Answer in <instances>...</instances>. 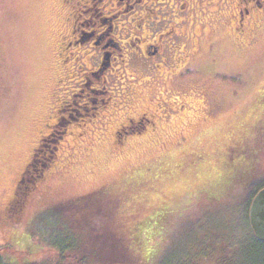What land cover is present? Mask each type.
<instances>
[{"label":"rangeland","instance_id":"374dc122","mask_svg":"<svg viewBox=\"0 0 264 264\" xmlns=\"http://www.w3.org/2000/svg\"><path fill=\"white\" fill-rule=\"evenodd\" d=\"M204 2L178 14L185 35L191 36L182 73L165 74L163 68L156 88L148 71L130 65L124 75L115 62L118 69L108 72L105 83L116 94L137 95L136 107L124 106L129 100L122 105L123 98L115 96L116 105L109 100L105 112L97 110L99 120L84 116L70 122L78 110L68 103L70 89L96 65L98 54L90 42L65 50L58 43L68 40L64 35L75 22L82 30L92 28L96 12L85 7L80 16L79 3L66 10L62 0H0V251L7 250L11 234L25 233L24 249L48 251L36 231L50 235L55 216L79 237L71 253L88 256L84 264H147L145 248L152 245L164 249L161 264L182 254L186 264H200L199 243L213 253L225 246L236 249L234 243L247 233L248 177L254 174L251 183L264 179V15L239 40L232 30L233 8L226 14L222 1L204 6L215 13L211 20L196 22L190 13ZM158 98L165 99L166 109L154 106ZM136 109L157 114L161 133H152L150 125L139 132L130 128L120 147L114 132ZM54 116H60L55 126L61 132L55 127L45 138L49 141L41 142L40 135L53 130ZM53 143L55 154L43 173L54 171L34 181L31 195L24 189L28 194L14 213L8 212L14 192L23 189V177L33 182L34 168L23 175L28 163L33 159L38 167L42 155L52 154ZM167 210L165 232L155 239L146 238L145 225L131 233L136 218ZM248 244L243 240L240 252ZM35 258L48 260L44 252Z\"/></svg>","mask_w":264,"mask_h":264},{"label":"flooded vegetation","instance_id":"af4514ba","mask_svg":"<svg viewBox=\"0 0 264 264\" xmlns=\"http://www.w3.org/2000/svg\"><path fill=\"white\" fill-rule=\"evenodd\" d=\"M73 1L62 0L64 8L67 10L69 7H75V3H79L78 13L80 16L84 13L82 11L85 7L96 12L92 16V28L82 30L76 26L75 22L72 27L69 26V32L64 35L68 40L60 41L58 43L59 48L65 50L71 45L82 44L83 41L90 42L92 47L97 48L98 57L96 58V65L84 72L80 80L76 82V86L74 85L75 87L70 89L68 103L78 109L74 116L70 115L67 119L70 122L79 119L84 120V116H91L99 120L100 118L97 117L99 113L96 114L97 110L102 108L105 112L108 103L112 100V104L116 105L115 96L123 98L119 100L122 105L126 100H129L128 96H122L123 91L116 94L114 88L108 89L105 81L109 71L112 72L119 68V72H123L125 75L131 65L134 68L148 71L150 78L152 74V77H155V79H151V81L154 80L153 83L158 82L157 78L160 77L159 73L162 72L163 68L166 70L165 74L178 75V73H182L184 67L187 66L184 62L187 55L184 52V46L187 45L186 40H189L191 36L185 35L178 14H188L186 13L188 10H193L202 1H205L198 9L199 13H190V15L195 16L196 22L202 24L211 20L215 15L213 11H207L204 7L206 4L212 3L213 0H82V2L75 0L71 5ZM217 1L224 3L223 0ZM231 1L224 3L227 10L226 14H228V10L233 8L234 13L231 14L232 30L237 38L242 40L248 25L264 15V0H236L233 4ZM169 16L175 19L170 20ZM65 19L68 21L67 18ZM75 19L76 16L73 20ZM187 21L183 20L182 22L186 23ZM83 33H85L84 37L81 36ZM123 33H125V37ZM115 62L119 64L118 68L114 66ZM126 62L129 63L128 67L124 65ZM148 79L147 76L146 81ZM120 88H123V85L116 86V89L119 90ZM156 88H160L159 82ZM156 100V108L160 110L167 108L165 99L158 98ZM131 101L130 99L124 106L130 108L133 105ZM182 107L183 104L179 103L176 109L180 110ZM88 108L91 109L90 114ZM157 116L151 111L140 110H137L132 116H125L122 122L118 123L114 132L115 144L122 147L126 143L124 136L126 137L131 133L130 128H135L139 132L146 130L147 125H150L152 133L160 132L157 126ZM59 117L54 116L55 122L50 125L51 127H55ZM48 126L49 124H47ZM46 135H40L39 140L41 142L46 140ZM119 135L123 136V140H119ZM31 171L32 168L29 167L27 172L30 173ZM33 172L30 174L32 175ZM9 208L10 205H8L7 210Z\"/></svg>","mask_w":264,"mask_h":264},{"label":"trees","instance_id":"16d2710c","mask_svg":"<svg viewBox=\"0 0 264 264\" xmlns=\"http://www.w3.org/2000/svg\"><path fill=\"white\" fill-rule=\"evenodd\" d=\"M152 79H155V77H152ZM158 82L160 83L161 81V77L157 78ZM137 97V95H136ZM136 97H129V100L131 99L133 101V105L136 107V104L138 103V99ZM136 98V99H134ZM154 98V97H153ZM155 102H157L156 99H154V106H155ZM131 106V107H132ZM138 109L135 110V112ZM142 110V109H140ZM103 115V114H102ZM59 124V123H58ZM56 127L55 131L54 128ZM53 128V130H51L47 135L49 136L50 133L52 131L54 132H61L60 129L58 130L59 127L55 126ZM62 130V129H61ZM128 130V129H127ZM138 131V130H137ZM129 132V130H128ZM55 133V134H57ZM52 134V133H51ZM54 136V134H53ZM58 136V134H57ZM45 137V138H46ZM114 137V136H113ZM51 141L53 142L54 138H50ZM49 141V138L46 140V142ZM56 144L53 143L51 145V149L49 148L48 150L52 153L49 155L45 153V155L41 156V159L38 161L37 165L38 167L35 165V163L30 161L23 173L26 174L27 173V169L29 167L38 169L41 167V170L38 169V173L35 174V172H33L32 174V178H33V182H28L26 180H28V178L26 177V175L23 177L24 180V186L23 189L19 192H14V195L12 197V199L9 202L10 208L9 210L12 211V213L15 212L14 208L16 206V204L19 203V201L23 198L24 199V195L23 193H25L23 190L24 189H28L29 188V195H31V193L33 191L36 190L37 187H35L34 189V181L35 180H40V178L44 175H48L50 174L52 171H54V169L52 168L51 171L47 172V173H43L45 168L48 167V163L50 162V160L52 159V155L55 154L54 151H52L54 149V146ZM56 148V147H55ZM54 168L56 167L55 165L53 166ZM254 174L251 173L249 175V198L246 199L244 207H243V217H244V223H245V228L247 230V233L245 234L244 237H242V239L238 240L236 243H234V246L236 247L235 250H230L228 248H221V252L216 254L213 253L212 250L204 248L203 246H201V243L198 244L200 250L197 251L196 253H202L203 254V260L204 262H200V264H264V241H260L258 239H256V237L254 236V233L249 225V220H248V207L250 204V201L252 199V197L255 195V193L261 189L262 187H264V179L260 180L259 182H253L251 183V179H253ZM252 185V186H251ZM33 190V191H32ZM26 194V193H25ZM28 194V193H27ZM224 195V194H223ZM25 201V200H24ZM23 201V202H24ZM8 207V206H7ZM6 207V208H7ZM8 210V212H9ZM8 212L6 215H8ZM170 210H167V212H162L160 213H153L152 215H147L146 218L144 217H139L136 218L135 220V227L133 228V231L131 230V233L134 232V229H138V231L145 225L147 226L146 229H144V234H146V238H148V240L151 239H155L156 234H158L160 231L165 232L164 230L161 229V227L163 226V224L165 223V221H168L169 218V214H170ZM9 216V215H8ZM14 215H12L10 218L12 219ZM7 217V216H6ZM4 217V219L6 218ZM18 216L15 217V219H17ZM58 217V218H57ZM55 216L53 218L50 219V227L48 226V228L51 229V232H49L50 235H48V232L44 233L45 237L41 236V231H36L38 236L41 237V239L45 240L47 242V249H49L48 251L40 249L37 251H28V248L24 249L21 245L27 243V237H29V234H20V235H16V234H11L9 236V238H7V240L9 241L8 244L9 246L7 247V250H4L3 245H1L3 247V250L0 251V264H84V261L87 260L88 256H85L81 253H79L81 256L76 258L77 256L74 255L72 252L73 249L79 247V237H77L74 233H72L69 229V224H65V222L61 223L59 220V216ZM141 218V219H140ZM31 224L29 225L30 229L32 228V222H30ZM34 229H32L33 231ZM71 237H70V236ZM22 236V237H21ZM134 239V237H132V240ZM248 239V240H247ZM243 240L248 241V247L243 251L240 252V245L243 242ZM19 246L21 249H17ZM17 247V248H16ZM28 247V245L26 246ZM1 248V247H0ZM164 249H158L156 245H152L148 248H145L146 254L148 258V263L147 264H154L155 261L156 264H161L162 260L161 256L162 251ZM44 252V257L46 256V259L48 260H35V255ZM47 252H52L53 254L49 255V253ZM185 254L179 255L178 257L174 258L176 261H173V259H171L169 261L168 264H173V262H177L174 264H186L185 258H184ZM197 254L194 255V257H192L193 260L197 261ZM50 257V258H49ZM168 262V261H167ZM128 264H137L135 262H129ZM188 264H192V263H188Z\"/></svg>","mask_w":264,"mask_h":264},{"label":"water","instance_id":"95a60500","mask_svg":"<svg viewBox=\"0 0 264 264\" xmlns=\"http://www.w3.org/2000/svg\"><path fill=\"white\" fill-rule=\"evenodd\" d=\"M248 220L256 239L264 241V187L259 189L250 201Z\"/></svg>","mask_w":264,"mask_h":264}]
</instances>
